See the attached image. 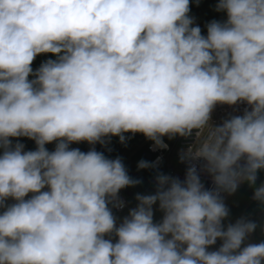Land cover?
<instances>
[{
    "label": "clouds",
    "instance_id": "clouds-1",
    "mask_svg": "<svg viewBox=\"0 0 264 264\" xmlns=\"http://www.w3.org/2000/svg\"><path fill=\"white\" fill-rule=\"evenodd\" d=\"M215 10L226 19L205 36L190 0H0V264H264V241L244 245L256 223L225 228L221 196L264 170V0ZM41 54L54 59L34 71ZM240 102L251 110L210 123L217 104ZM205 128L182 159L205 160L214 187L195 164L183 181L159 174L119 224L118 194L140 181L120 157L69 147L125 133L166 147ZM253 198L264 204V184Z\"/></svg>",
    "mask_w": 264,
    "mask_h": 264
},
{
    "label": "rangeland",
    "instance_id": "rangeland-1",
    "mask_svg": "<svg viewBox=\"0 0 264 264\" xmlns=\"http://www.w3.org/2000/svg\"><path fill=\"white\" fill-rule=\"evenodd\" d=\"M215 3H217V0H215ZM218 17L220 21H223L226 19V13L218 12ZM40 55L36 57L32 64L33 70L36 67V62L38 61ZM149 139H147L143 134L137 139V144L139 146L135 147L129 155L124 157L123 164L129 174V176L134 180H139L140 183L136 184L135 186L126 187L121 190V192L127 196V209L124 211H121V213H116L117 218V224H119L122 219L128 215L129 211L133 208H135L138 204V201L136 200V195H147V194H154L156 190V179L154 178V175H150L146 172L145 168L141 169L138 168V164L141 160L140 157L137 156V151L141 147H143ZM70 148H79L81 151H85L89 145L87 142H80V143H72L69 145ZM49 151H53L52 148H47ZM0 154H2V150H0ZM172 158L169 162V166L171 168H174L175 170H178V166L181 162L182 155H179V151H174L172 154ZM160 174L166 175V169L163 168V170L160 172ZM264 183V170H260L257 173V180L254 185H250L246 181H244L242 184L240 183L237 187V190L235 194H238L239 201L237 203L242 204L245 200V197L248 196L250 193H252L255 188ZM31 195V194H30ZM13 201L9 200L8 203H12ZM259 209V210H258ZM2 211V210H0ZM255 211V213H254ZM153 212H154V222L161 221L163 217V213L159 210V204L153 205ZM250 218L252 221H254L257 225L255 229V235L258 238V242L260 239H264V204H261L259 201H257L255 208H253L250 212ZM107 238V237H106Z\"/></svg>",
    "mask_w": 264,
    "mask_h": 264
},
{
    "label": "built area",
    "instance_id": "built-area-1",
    "mask_svg": "<svg viewBox=\"0 0 264 264\" xmlns=\"http://www.w3.org/2000/svg\"><path fill=\"white\" fill-rule=\"evenodd\" d=\"M245 108L250 109V106H248L245 102H240L236 105H226V104H217L214 108L212 114H211V121L210 123L213 126L221 125L226 119L231 118L235 115H243V112ZM196 131L193 130L192 134L188 137H182V136H175L170 140H166L164 137L163 143L166 145V147H159L155 144L154 141L149 140L146 145V153H148L151 157L150 169L152 170L154 174V178L156 179L157 175L160 174V172L163 170V168L166 169V175L172 176V177H178L181 181L184 180L186 175V170L188 167H190L192 164H195L198 170V174L200 175L201 182L204 184L205 188L212 189L214 187L212 176L204 169V165L206 164V161L201 159L198 160H191V159H181V162L178 166V170H175L174 168H171L169 166V162L171 158L173 157L172 154L174 151H179V155H183L188 151L190 147L193 145H196L198 147L199 143L207 137L208 128H205L203 132L201 133L199 139L197 140L196 137ZM244 161H241V164H243ZM243 180L239 182L242 183ZM238 184V185H239ZM231 194H228L227 192H221V196L223 197V200L230 196ZM119 199L124 202V206L122 208L115 207L116 213H121V211L126 210L127 208V196L124 195L121 191L118 194ZM209 251H213V249L210 247L208 249Z\"/></svg>",
    "mask_w": 264,
    "mask_h": 264
},
{
    "label": "trees",
    "instance_id": "trees-1",
    "mask_svg": "<svg viewBox=\"0 0 264 264\" xmlns=\"http://www.w3.org/2000/svg\"><path fill=\"white\" fill-rule=\"evenodd\" d=\"M215 0H199V3L197 4L196 0H190V12L189 15L190 17L193 18V26H199L202 30V34L203 35H207V28L206 25L213 21V20H219L218 17V12L215 10ZM220 21V20H219ZM47 59H54V57L51 54H41L38 61L36 62V67L34 69V71L39 68V66L41 65L42 62L46 61ZM125 143H121L119 140V137H111L106 138V143L105 144H100L97 143L95 145H89V147L84 151L87 152L89 151L91 148H95V150L99 151V152H103L105 154L106 157H108L109 159H115L117 157H120L122 159V161H124V157H126L127 155H129L131 153V151L139 146L137 144V139L142 135L140 133H137L135 135H133L132 133H125ZM166 140H170L169 137L165 136L164 137ZM13 140V144H15L16 142H20L22 144H24L25 146V151L28 150H35L36 149V144L35 141L28 139L27 137H20V138H11ZM172 139V138H171ZM56 146V142H52L50 144H46L45 147L46 148H52L55 149ZM145 153H146V145H144L142 148L140 147L137 151V156L141 158V160L144 161H148L150 163V160H148L145 157ZM146 172L148 174H150L151 176L154 175L152 170L150 169V167L145 168ZM257 203V200H253V203L247 207L245 214L248 218V220L252 221V219L250 218V212L253 208H255V205ZM111 207V205H110ZM259 210V209H258ZM114 216H116V211L115 208L112 209ZM255 213V211H254ZM257 238V236H256ZM264 241V239H260L259 242ZM258 242V238H257V243Z\"/></svg>",
    "mask_w": 264,
    "mask_h": 264
},
{
    "label": "crops",
    "instance_id": "crops-1",
    "mask_svg": "<svg viewBox=\"0 0 264 264\" xmlns=\"http://www.w3.org/2000/svg\"><path fill=\"white\" fill-rule=\"evenodd\" d=\"M243 182H244V180L242 181V183ZM262 184H264V183H262ZM260 185H258V186H260ZM237 195L238 194L233 193L230 196H228L227 198H225V200H224L225 205L229 209L228 217L222 222L224 224L225 228L227 227V225L229 223L234 224L238 219L244 218V219L248 220V218L245 214V211H246L247 207L253 203L254 191L245 197V200L242 204L237 203V201H239V198ZM221 243H222V241L217 240V243L214 246H212L211 248L213 250H216L219 248ZM248 243H257V238L255 235V232L251 233L246 238L244 245H247ZM244 245H242V246H244Z\"/></svg>",
    "mask_w": 264,
    "mask_h": 264
},
{
    "label": "water",
    "instance_id": "water-1",
    "mask_svg": "<svg viewBox=\"0 0 264 264\" xmlns=\"http://www.w3.org/2000/svg\"><path fill=\"white\" fill-rule=\"evenodd\" d=\"M145 157H146L148 160L151 159V157H150V155H149L148 153H145Z\"/></svg>",
    "mask_w": 264,
    "mask_h": 264
}]
</instances>
